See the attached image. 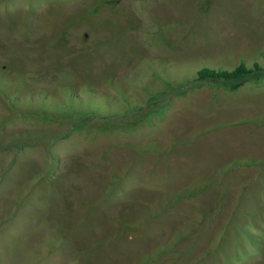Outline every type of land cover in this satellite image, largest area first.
I'll use <instances>...</instances> for the list:
<instances>
[{
  "label": "rangeland",
  "instance_id": "1",
  "mask_svg": "<svg viewBox=\"0 0 264 264\" xmlns=\"http://www.w3.org/2000/svg\"><path fill=\"white\" fill-rule=\"evenodd\" d=\"M243 62L264 0H0V264H264V78L165 93Z\"/></svg>",
  "mask_w": 264,
  "mask_h": 264
},
{
  "label": "trees",
  "instance_id": "2",
  "mask_svg": "<svg viewBox=\"0 0 264 264\" xmlns=\"http://www.w3.org/2000/svg\"><path fill=\"white\" fill-rule=\"evenodd\" d=\"M263 78L264 69L258 64L249 66L245 62H243L232 70H216L212 68H203L193 79L187 81L185 84H181L180 86H172L170 90L165 93L169 95H181L184 93V90L186 88L199 86L203 83H215L231 91H236L249 81H260ZM87 93L89 95L90 92ZM67 98L70 106L63 104V102H60L59 105L53 106L48 104L49 100H43V102H41V105H39L37 111L32 110L33 107H35L34 105L20 106L16 104L14 106L18 109H28V107H30L29 110L31 111L28 112L31 115H38L42 116L43 118H52L55 116L54 113L60 112L62 114H77L78 116L82 117V123H87L90 119L100 116L101 111L98 108H85L79 111L74 107L75 102L73 97L68 95ZM0 147H2L1 144Z\"/></svg>",
  "mask_w": 264,
  "mask_h": 264
}]
</instances>
